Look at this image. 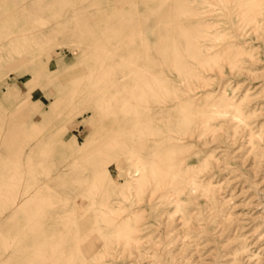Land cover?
Wrapping results in <instances>:
<instances>
[{"label": "rangeland", "instance_id": "374dc122", "mask_svg": "<svg viewBox=\"0 0 264 264\" xmlns=\"http://www.w3.org/2000/svg\"><path fill=\"white\" fill-rule=\"evenodd\" d=\"M180 1L175 25L154 20L166 0H0V264H264V0ZM148 125L160 173L127 182L114 162Z\"/></svg>", "mask_w": 264, "mask_h": 264}, {"label": "bare ground", "instance_id": "6f19581e", "mask_svg": "<svg viewBox=\"0 0 264 264\" xmlns=\"http://www.w3.org/2000/svg\"><path fill=\"white\" fill-rule=\"evenodd\" d=\"M60 1L62 2V0H60ZM74 1H76V0H74ZM151 1H152V0H151ZM159 1H160V0H159ZM164 1H165V0H164ZM183 1H184V0H183ZM187 1H188V0H187ZM71 2H72V1H71ZM130 2H131V1H130ZM184 2H185V1H184ZM193 2H194V1H193ZM202 2H203V0H202ZM69 3H70V2H69ZM72 3H73V2H72ZM133 3H134V2H133ZM139 3H141V2H139ZM139 3H138V4H139ZM147 3H148V2H147ZM194 3H195V2H194ZM199 3H200V2H199ZM204 3H205V2H204ZM58 4H59V2H58ZM58 4H57V5H58ZM75 4H78V3L75 2ZM125 4H126V3H125ZM125 4H124V5H125ZM135 4H136V3H135ZM141 4H142V3H141ZM145 4H146V2H145ZM145 4L143 3L142 5H145ZM181 4H182V3H181L180 0H169V1L166 0V3L164 4V10L161 11V9H160V12H159V13H158V12H155L156 15L154 16V20L165 21V23H166V20H167V21H169L171 24L176 23L175 25H178L177 23H180V22H181L180 18L176 19V17H175V18L173 19V18H170V17H171V16H172V15H173V14H174L179 8H180V5H181ZM188 4H189V3H188ZM192 4H193V3H192ZM195 4H197V3H195ZM200 4H201V3H200ZM200 4H199V5H200ZM36 5H38V4H36ZM73 5H74V4H73ZM73 5H72V7H74V6L76 7V5H74V6H73ZM159 5H160V4H159ZM184 5H185V3H184ZM184 5L182 4V6H184ZM189 5H190V4H189ZM205 5H207V4L205 3ZM117 6H118V5H117ZM125 6H126V5H125ZM132 6L134 7V5H132ZM148 6H149V5L146 4V7H147V8H148ZM190 6H191V5H190ZM53 7H54V6H53ZM66 7H67V6H66ZM123 7H124V6H123ZM127 7H128V4H127ZM192 7H193V6H192ZM192 7H191V8H192ZM251 7H252V6H251ZM47 8H48V7H47ZM56 8H58V7H56ZM69 8H70V6L68 7V9H69ZM110 8H111V7H110ZM131 8H132V7H131ZM61 9H62V8H61ZM64 9H65V8H64ZM64 9H63V12H65ZM70 9H71V8H70ZM70 9H69V10H70ZM118 9H119V8H118ZM197 9H198V7H197ZM203 9H205V8H203ZM248 9H249V8H247V12H248ZM250 9H251V8H250ZM58 10H59V8H58ZM65 10H66V9H65ZM69 10H68V11H69ZM74 10H75V9H74ZM116 10H117V9H116ZM182 10H183V9H182ZM187 10H188V9H186V11H187ZM194 10H195V9H194ZM194 10H193V11H194ZM199 10L201 11L202 8L199 9ZM245 10H246V9H245ZM245 10H244V11H245ZM66 11H67V10H66ZM186 11H184V12H186ZM195 11H196V10H195ZM200 11H198V13H199ZM204 11H206V10H204ZM204 11H203V12H204ZM249 11H254V9L249 10ZM255 12H256V11H255ZM255 12H254V13H255ZM111 13H112V12H111ZM113 13H114V12H113ZM123 13H124V12H123ZM157 13H158V14H157ZM178 13H179V10H178ZM204 13H205V12H204ZM244 13H246V12H243V14H244ZM254 13H253V14H254ZM181 14H182V13H181ZM185 14H189V11H188V13L186 12ZM196 14H197V13H196ZM196 14H195V15H196ZM174 15H175V14H174ZM174 15H173V16H174ZM176 15H178V14H176ZM189 15L191 16V14H189ZM201 15H202V17H203V14H201ZM245 15H247V14H245ZM245 15H244V16H245ZM249 15H251V13H250ZM110 16H111V15H110ZM112 16H113V14H112ZM150 16H152V15H150ZM242 16H243V15H242ZM244 16H243V18H245V17H246V19L248 18L247 16H245V17H244ZM252 16H253V15H252ZM252 16H251V17H252ZM193 17H194V16H193ZM193 17H191V18H193ZM196 17H197V15H196ZM249 17H250V16H249ZM184 18H185V17H184ZM184 18H183L184 21H182L183 23L185 22V19H187V18H185V19H184ZM252 18H253V17H252ZM148 19H149V18H148ZM196 19H197V18H196ZM196 19H194V21H195ZM250 19H251V18H250ZM134 20H135V19H134ZM74 21H75V20H74ZM76 21H77V20H76ZM139 21H140V20H139ZM146 21H147V19H146ZM151 21H152V20H151ZM188 21H189V20H188ZM137 22H138V21H137ZM186 22H187V20H186ZM186 22H185V23H186ZM200 22H201V20H200ZM130 23H131V22H130ZM138 23H139V22H138ZM161 23H162V22H161ZM165 23L162 24L164 27H165ZM192 23H193V22H192ZM195 23H196V22H195ZM201 23H202V22H201ZM206 23H207V21H206ZM99 24H100V23H99ZM99 24H98V25H99ZM126 25H127V24H126ZM126 25H124V26H126ZM159 25H160V23H159ZM162 25H161V26H162ZM186 25H187V23H186ZM197 25H198V24H197ZM163 26H162V27H163ZM190 26H191V25H190ZM126 27H127V26H126ZM131 27H132V25H131ZM162 27L159 26V28H161V29H162ZM166 27H167V26H166ZM175 27H176V26H175ZM188 27H189V26H188ZM195 27H196V26H195ZM205 27H206V26H205ZM107 28H108V27H107ZM109 28H110V27H109ZM137 28H138V27H137ZM189 28H190V27H189ZM200 28H201V27H200ZM133 29H135V24H134ZM175 29H177V28H175ZM135 30H137V29H135ZM160 31H161V30H160ZM133 32H134V31H133ZM141 32H142V31H141ZM158 32H159V31H157V33H158ZM164 32H165V31H163V33H164ZM202 32H203V31H202ZM159 33H160V32H159ZM161 33H162V32H161ZM172 33H173V32H172ZM77 35H78V34H77ZM113 35L116 36V34H113ZM127 35H128V33H127ZM164 35H165V34H164ZM166 35H167V34H166ZM166 35H165V36H166ZM120 36H121V35H120ZM120 36H119V38H120ZM160 36H162V35L160 34ZM160 36L158 35V37H160ZM168 36H169V35H168ZM111 38H112V36H111ZM121 38H123V35L121 36ZM121 38H120V39H121ZM160 38H161V37H160ZM168 38H169V37H168ZM175 38H176V37H175ZM193 38H194V37H193ZM113 39H114V36H113ZM115 39H117V38H115ZM115 39H114V40H115ZM134 40H136V39H134ZM140 40H141V39H140ZM172 40H173V38H172ZM175 40H176V39H175ZM175 40H174V41H175ZM115 41H118L116 44H119V43L121 42L119 39H117V40H115ZM119 41H120V42H119ZM136 41H137V40H136ZM157 41H158V42H157L158 46H159V44H161L160 42H163L162 40H161L160 42H159V40H157ZM165 42H166V41H165ZM121 43H122V42H121ZM140 43H141V42H140ZM142 43H143V42H142ZM179 43H180V42H179ZM179 43H178V44H179ZM133 44H134V43H133ZM136 44H138V43L136 42ZM136 44H134V45H136ZM167 44H168V43H167ZM172 44H174V43H172ZM121 45H124V43H122ZM121 45L119 44V46H120L121 48H124V47H122ZM126 45H127V44H126ZM164 45H166V44H164ZM192 45H193V44H192ZM195 45H196V44H195ZM181 46H182V45H181ZM136 47H137V46H136ZM161 47H163V45H161L159 48L161 49ZM167 47H168V46H167ZM167 47H163V48H164V49H168ZM182 47H184V45H183ZM199 47H200V46H199ZM208 47H209V46H208ZM211 47H212V46H211ZM159 48H158V49H159ZM171 48H172V47H171ZM173 48H175V50L173 49L174 51L172 50L173 53H174V52L176 53L177 48H176L175 46H173ZM178 48H179V47H178ZM203 48H204V46H203ZM183 49H186V48L184 47ZM85 50H86V49H85ZM179 50H180V48H179ZM179 50H178V51H179ZM188 50H189V48H188ZM196 50L199 51V48H197ZM205 50H206V49H205ZM182 51H183V50H182ZM162 52H163V51H162ZM201 52H202V51H201ZM201 52H200V53H201ZM229 52H230V51H229ZM195 53H196V54H199V53H197L196 51H195ZM206 53H207V52H206ZM97 54H99V53H97ZM162 54H163V53H162ZM177 54H178V55H179V54H182V53H181V50H180V53H177ZM177 54H176V55H177ZM202 54H203V53L199 54V56H202ZM208 54H210V53H208ZM99 55H100V54H99ZM178 55H177V56H178ZM192 55H194V54H192ZM107 56H108V55H107ZM158 56H160V55L157 54V57H158ZM196 56H197V55H196ZM182 57L184 58L185 56L182 55ZM202 57H203L202 60H204V56H202ZM207 57H208V55H207ZM207 57H206V58H207ZM158 58H159V57H158ZM194 58H195V57H194ZM112 59H113V58H112ZM160 59H162V57H160L159 60H160ZM163 59H164V58H163ZM163 59H162V61H163ZM174 59L176 60V56H175ZM184 59L186 60V58H184ZM151 60H152V59H151ZM151 60H150V61H151ZM177 60H178V57H177ZM177 60H176V61H177ZM180 60H181V59H180ZM180 60H179V62H180ZM199 60H201V59H199ZM146 61H147V60H146ZM146 61H144V64L146 63ZM168 61H170V60L168 59ZM181 61H182V60H181ZM116 62H117V61H116ZM116 62H115V63H116ZM118 62H119V61H118ZM120 62H121V61H120ZM142 62H143V61H142ZM151 62H153V61H151ZM170 62H171V61H170ZM187 62H188V61H187ZM201 62H202V61H201ZM124 63H125V62H124ZM124 63H122V64H124ZM139 63H141V62H139ZM157 63L159 64L160 61L157 62ZM173 63H175V61H174V62H171V64H173ZM183 63H184V62H183ZM116 64H117V63H116ZM118 64H119V67H120V63H118ZM125 64H126V63H125ZM125 64H124V65H125ZM137 64H138V61H137ZM185 64H186V63H185ZM185 64H184V66H185ZM189 64L191 65V63H189ZM112 65H113V64H112ZM114 65H115V64H114ZM126 65H129V64H126ZM126 65H125L124 67H127ZM142 65H143V64H142ZM160 65H161V64H160ZM173 65H175V64H173ZM129 66H131V65H129ZM169 66L171 67V65H169ZM191 66H193V64H192ZM198 66H199V65H198ZM198 66H196V67L198 68ZM98 67H99V66H98ZM117 67H118V66H117ZM117 67H115V68H116V71H117V69H118ZM124 67H123V65H121V68H120V69H122V68H124ZM166 67H167V66H166V64H165V68H166ZM186 67L190 68V66H188V65H187ZM193 67H195V66H193ZM193 67H191V68H193ZM93 68H94V67H93ZM130 68H131V67H130ZM165 68L163 67V70H162V68H161L160 71H161V70H162L161 72L165 71V70H164ZM172 68H175V67H171V69H172ZM191 68L189 69L190 71L192 70ZM110 69H111V68H110ZM112 69H113V66H112ZM131 69H132V70H131ZM131 69H128V70H129V71H133V69L136 70V69H139V68H138V65H136L134 68H131ZM193 69H194V70H192V71H195V68H193ZM219 69H220V68H219ZM118 70H119V69H118ZM122 70H123V71H122ZM122 70H121V72L119 71V73L117 72V74H116V72H115V73L113 72V74H114V76H113V77H114V80L112 79V78H113V77H112V78H111V81H110L111 84H109V83H108L109 85L107 84L108 86H110V88H112V90H114V89L116 88V91H115L116 93H115V94H112L113 96L111 95V96L108 97V99L106 100L107 105H108L109 103H111V105H112V103H114L112 99H113V97H116V98H117L116 95H117V93L119 92V91H118L119 88H117V86L122 82V80H123V81L125 80L123 77H124L126 74H128V72H125L124 69H122ZM166 70H167V69H166ZM174 70H175V69H174ZM187 70H188V69H186V71H187ZM112 71H113V70H112ZM167 71H168V70H167ZM171 71H172V70H171ZM192 71H191V72H192ZM217 71H218V69H217ZM222 71H223V70H222ZM222 71H220V72H222ZM165 72H166V71H165ZM188 72H189V71H188ZM196 72H197V71H196ZM107 73H108V72H107ZM129 73H130V72H129ZM90 74H91V73H90ZM90 74H89V76H90ZM115 74H116V75H115ZM163 74H164V72H163ZM191 74H192V73H191ZM191 74H190V75H191ZM193 74H194V73H193ZM193 74H192V75H193ZM220 74H221V73H220ZM108 76H109V75H108ZM108 76H107V77H108ZM130 76H131V74H130ZM195 76L197 77V73H196ZM131 77H132V76H131ZM192 77L194 78V76H192ZM196 77H195V78H196ZM94 78H95V77H94ZM128 78H129V77H128ZM166 78H167V77H166ZM166 78H165V79H166ZM190 78H191V76H190ZM91 79H92V78H91ZM132 79H133V78H132ZM132 79L130 78V80H132ZM134 79H135V77H134ZM139 79H140V78H139ZM191 79H192V78H191ZM205 79H206V78H205ZM205 79H204V80H205ZM94 80H95V79H94ZM100 81H101V80H100ZM106 81H107V80H106ZM126 81H127V80H126ZM141 81H142L143 84H144V87H143L144 89L147 87L148 84H151V83L149 82V80H146V81L141 80ZM141 81H140V82H141ZM171 81H172V80H171ZM135 82H136V81L134 80V83H135ZM140 82H139V83H140ZM142 82H141V83H142ZM104 83H107V82H105V79H104ZM113 83H114V84H113ZM126 83H128V81L125 82V84H126ZM141 83H140V84H141ZM90 85H92V84H90ZM101 85H102V83H101ZM105 85H106V84H105ZM107 85H106V88L108 87ZM114 85H115V86L117 85V86H116L115 88H114V87H111V86H114ZM131 85H132V87H133L134 84L131 83ZM190 85H191V87H192V85L194 86V84H190ZM204 85H205V84H204ZM93 86H94V85H93ZM124 86H125V85H124ZM136 86H138V89L141 87V85H140V87H139V85H136ZM98 87H101V89H103V88H102L103 85H102V86L98 85ZM98 87H97V88H98ZM119 87H121V84H120ZM122 87H123V84H122ZM129 87H130V86H129ZM194 87H195V86H194ZM194 87H192V89H194ZM124 88H125V87H124ZM52 89H53V88H52ZM52 89H51V92H52ZM91 89H92V88H91ZM91 89H90V91H92ZM104 89H105V88H104ZM128 89H129V88H128ZM135 89H136V90H135ZM135 89H134V88L132 89L133 92H134L133 94H135L136 92H138V91H137V88H135ZM189 89H190V88H188V90H189ZM94 90L96 91V88H95ZM126 90H127V89H126ZM134 90H135L136 92H135ZM145 90H146V89H145ZM90 91H87V92H88V94H87V95H88V98H89V93H93V92H90ZM97 91H98V89H97ZM122 91L124 92V90H122ZM139 91H141V89H139ZM101 92H102V91L100 90V94H101ZM103 92H105V91H103ZM128 92H129V90H128ZM97 93H99V92H97ZM97 93H96V94H97ZM113 93H114V92H113ZM146 93H147V91H146ZM96 94H95V95H96ZM100 94H98V95H100ZM138 94H139V93H138ZM159 94H160V93H159ZM84 95H85V94H84ZM90 95H91V94H90ZM92 95H93V94H92ZM95 95H94V96H95ZM155 95H156V94H155ZM94 96H92V100H93ZM118 96H119V95H118ZM123 96H125L124 93H123ZM123 96H121V97H123ZM163 96H165V95H163ZM166 96H167V95H166ZM97 97H98V96H97ZM97 97L95 96L94 99H96ZM121 97L119 96V99H121ZM134 97H135V96H134ZM150 97H151V96H150ZM156 97H157V96H156ZM158 97H159V96H158ZM90 98H91V97H90ZM131 98H132V97H130V99H131ZM159 98H160V97H159ZM166 98H167L168 100L170 99L169 97H166ZM166 98H165V99H166ZM130 99H129V100H130ZM151 99H152V98H151ZM156 99H157V98H156ZM162 99L164 100V98H162ZM90 100H91V99H90ZM134 100H135V98H134V99H133V98L131 99L132 102H134ZM158 100H159V99H158ZM158 100H155V102H156V101L159 102ZM111 101H112V102H111ZM151 101H152V100H151ZM153 101H154V100H153ZM153 101H152V102H153ZM169 101H170V100H169ZM174 101H175V100H174ZM92 102H93V101H92ZM101 102H102V101H101ZM118 102H119V101H118ZM148 102H149V101H148ZM148 102H147V103H148ZM242 102H243V101H242ZM242 102H241V104H242ZM102 103H103V102H102ZM150 103H151V102H150ZM159 103H160V102H159ZM159 103H158V104H159ZM166 103L169 104L168 102H166ZM166 103H165V100H164V101H163V104H164L163 106H164V107H165V105H167ZM170 103H171V102H170ZM173 103H174V102H173ZM115 104L118 105L117 103H115ZM46 105H47V104H46ZM113 105H114V104H113ZM113 105H112V108H113ZM119 105H120V104H119ZM119 105H118V107H115V108H117V109L119 108V110H120L121 105H120V107H119ZM140 105H141V104H140ZM140 105H139V106H140ZM151 105H153V104H151ZM154 105H155V104H154ZM178 105H179V104H178ZM136 106H137V105H136ZM167 106H168V105H167ZM167 106H166V107H167ZM90 107H91V106H90ZM109 107H110V105H109ZM155 107H156V106H155ZM169 107H171V106H169ZM169 107H168V108H169ZM110 108H111V107H110ZM151 108H152V107H151ZM156 108H157V107H156ZM168 108H167V109H168ZM171 108H172V107H171ZM179 108H182V107L179 106ZM179 108H178V109H179ZM91 109H92V108H91ZM91 109H90V110H91ZM131 109H132V108H131ZM152 109H153V108H152ZM152 109H151V110H152ZM165 109H166V108H165ZM172 109H173V108H172ZM92 110H93V112L96 113V111H97V110H100V109H95V108H93ZM113 110H114V109H113ZM113 110H111V111H113ZM119 110H118V111H119ZM153 110H157V109H153ZM169 110H171V109H169ZM180 110H181V109H180ZM183 110H184V109L182 108L181 111H183ZM172 111H174V110H172ZM172 111H170L171 114H172ZM181 111H179V113L184 114V113L181 112ZM184 111L186 112V109H185ZM187 111H188V110H187ZM100 112L103 113L102 111H100ZM107 112H108V113H107ZM113 112L116 113V110H114ZM132 112H133V111H132ZM210 112H211V111L208 110L206 113H208L209 115L212 116V113L210 114ZM213 112H214V111H213ZM110 113H111V112H110ZM110 113H109L108 110L106 111V114L109 115ZM118 113H119V112H118ZM106 114H105V116H106ZM111 114H112V113H111ZM121 114H122V113H121ZM129 114H131V113H129ZM187 114H189V113L186 112V113L184 114L185 117H183V116H182V117H183L184 119L186 118L187 121H190V120H191V119H190V116H188ZM96 115H97V114H96ZM98 115H99V114H98ZM98 115H97V116H98ZM114 115H115V114H114ZM119 115H120V114H119ZM131 115H132V114H131ZM166 115H167V114H166ZM196 115H197V114H196ZM99 116H100V115H99ZM105 116L103 115V116H101V117H105ZM115 116H116V115H115ZM121 116H122V115H121ZM121 116H120V117H121ZM129 116H130V115H129ZM138 116H139V115H138ZM148 116H149V115H148ZM151 116H152V115H150V117H151ZM161 116H162V115H161ZM169 116H170V114H169ZM173 116H174V115H173ZM178 116H180V115H178ZM178 116H177V117H178ZM118 117H119V116H117V118H118ZM120 117L118 118V120H119V119L121 120ZM123 117H124V115H123ZM130 117H131V116H130ZM154 117H156V116L154 115ZM165 117H167V116H165ZM171 117H172V116H171ZM175 117H176V116H175ZM177 117H176V118H177ZM180 117H181V116H180ZM194 117H195V116H194ZM194 117H193V118H194ZM126 118H127V117H126ZM126 118H125V119H126ZM191 118H192V116H191ZM104 119H105V118H104ZM123 119H124V118H123ZM128 119H129V118H127L126 120H128ZM132 119H133V123H135V122H134V120H135L134 116H133ZM132 119H131V120H128V122H130V121L132 122ZM146 119L148 120L149 118L147 117ZM152 119H153V118H151V120H152ZM154 119H155V118H154ZM167 119H168V117H167ZM181 119H182V118H181ZM181 119H179L180 122H181ZM120 120H119V122H120ZM147 120H144V121H147ZM169 120H170V119H169ZM169 120H168V121H169ZM171 120H172V122H173V120H174L173 117H172ZM171 120H170V122H171ZM177 120H178V119H177ZM177 120H176V121H177ZM179 120H178V121H179ZM196 120H197V122H199L198 119H196V118H195V121H194V122H196ZM200 120H201V119H200ZM135 121H136V120H135ZM152 121H153V123L157 122L156 119H155V120H152ZM154 121H155V122H154ZM176 121H175V122H176ZM178 121H177V122H178ZM166 122H167V121H166ZM170 122H168V124H169ZM191 122H192V121H191ZM125 123H127V122H125ZM133 123H132V126H135V125H133ZM147 123H148V121L146 122V124H147ZM181 123H183V121H182ZM185 123L187 124V122H185ZM188 123L190 124V122H188ZM192 123H193V122H192ZM192 123H191V124H192ZM139 124H140V123H139ZM148 124H149V123H148ZM166 124H167V123H166ZM173 124H174V123H173ZM186 124H185V126H186ZM195 124H196V123H195ZM125 125H126V124H125ZM161 125H163V124H161ZM196 125H197V124H196ZM163 126H164V125H163ZM163 126H162V127H163ZM179 126H180V125H179ZM182 126H183V125H182ZM187 126H188V125H187ZM190 126H191V125H190ZM142 127H143V126H142ZM142 127L139 128V129H134V128H133V129H131V128L129 129V126H128V127H127V129H128V133H129V131H130V132H131V131H132V132H136V130H138V131H143V128H142ZM160 127H161V126H160ZM174 127H175V124H174ZM191 127H192V126H191ZM196 127H197V126L194 125V128H196ZM199 127H200V125H199ZM206 127H207V126H206ZM145 128H146L145 131H147L148 133L146 132L145 136L142 135V138H141L139 144H137V146H136V145H131L132 143L130 142L131 144H129V145H130L131 147H130V148L128 147L129 149L127 150V152L124 153L123 155H121L122 157L120 158V160L114 162V164H115L116 166H118V168L120 169L119 176H122L123 178H125V179L127 180V182H131V183H134V184H140L141 182H143V181L146 179V177H147L148 174H149V176L151 177V175H154V176H155L154 173H156V174H157V173H158V174L160 173V171L157 172V170H158V169H157V136H155L156 134H158V132L155 134V132H151V130H148V129L150 128L149 125H148L147 127H145ZM155 128L157 129V127H155ZM181 128H182V127H181ZM197 128H198V127H197ZM115 129H116V128H115ZM150 129H151V128H150ZM156 129H155V130H156ZM175 129H177V128L175 127ZM182 129H185V132H186L187 127H186V128H182ZM189 129H190V128H188V130H189ZM192 129H193V128H192ZM192 129L189 130L190 133L192 132V131H191ZM158 130H159V128H158ZM160 130H162V129L160 128ZM195 130H196V129H195ZM124 131H125V130H124ZM162 131H164V130H162ZM179 131H180V129H179ZM181 131H182V130H181ZM189 131H188V132H189ZM182 132H183V134L185 135L184 130H183ZM137 133H138V132H137ZM142 134H143V133H142ZM160 134H161V133H160ZM186 134H187V133H186ZM194 134H195V133H194ZM125 135H126V134H125ZM146 135H147V136H146ZM184 135H183V136H184ZM197 135H198V134H197ZM199 135H200V134H199ZM218 135H219V134H218ZM188 136H189V134H188ZM194 136H195V135H194ZM189 137H190V136H189ZM193 138H194V137H193ZM195 138H197V136H196ZM166 139H169V138H166ZM164 140H165V139H164ZM169 140H172V139H169ZM137 141H139V139H138ZM166 141H167V140H166ZM172 141H173V143H175V142H174V139H173ZM172 141H171V142H172ZM169 142H170V141H169ZM171 142H170L171 149L173 148V150H175V149H174L175 147H172ZM165 143H168V142H165ZM116 145H117V144L113 142V143H111V144H109V145L103 147L104 149H102L101 151L104 153V155H106V154H110V153L115 152V151L117 150V149H115ZM122 145H123V144H122ZM124 145H125V144H124ZM170 145L168 144L169 147H170ZM119 146H120V145H119ZM173 146H174V145H173ZM120 147H121V146H120ZM182 147H183V146H181V148H182ZM185 147H186V146H185ZM117 148H118V145H117ZM123 148H124V147H123ZM143 148H147V149H149V151L152 152V153H151L152 155L150 154V156H148V155H146V154H143V153L141 152V151L143 150ZM178 148H180V147L178 146ZM35 149H36V148H35ZM166 149H168V148H166ZM33 150H34V149H33ZM118 150H119V149H118ZM144 150H145V149H144ZM124 151H126V150H124ZM146 151H147V150H145V152H146ZM176 151H180V150L178 149V150H176ZM183 151H184V150H183ZM183 151H181V152H183ZM186 151H187V150H186ZM186 151H184V153H185ZM189 152H190V151H189ZM164 154H165V153H164ZM164 154H162V155H160V156L163 157ZM166 154H167V153H166ZM169 154H170V153H169ZM169 154H167V155H169ZM171 155H172V154H170V159H172V157H173V155H172V156H171ZM164 157H165V160H167L166 156H164ZM162 159H163V158H162ZM29 160H30V159H29ZM176 160H178V159H176ZM163 161H164V160H163ZM170 161H171V160H170ZM165 162H166V161H165ZM173 162H174V159H173ZM173 162H170V163L172 164ZM176 162H177V161H176ZM178 162H179V160H178ZM178 162H177V163H178ZM182 162H183V160H182ZM182 162H180V163H182ZM41 163H42V162H41ZM166 163H167V162H166ZM166 163H165V164H166ZM170 163H169V157H168V164H170ZM177 163H176V164H177ZM59 164H60V163H59ZM65 164H66V163H65ZM178 164H179V163H178ZM41 165H42V164H41ZM66 165H67V164H66ZM71 165H72V164H71ZM162 165H163V163H162ZM162 165H161V166H162ZM166 165H167V164H166ZM56 166H57V165H56ZM56 166H55V167H56ZM68 166H69V164H68ZM72 166H73V165H72ZM116 166H115V167H116ZM168 166H170V165H168ZM172 166H173V165H172ZM32 167H33V166H32ZM64 167H67V166H64ZM163 167H164V166H163ZM170 167H171V166H170ZM56 168H57V167H56ZM67 168H72V167H67ZM72 169H74V168H72ZM75 169H76V168H75ZM133 169H134V170H133ZM161 169H162V171H164L163 168H161ZM161 169H160V170H161ZM170 169H171V168H170ZM170 169H167V170H170ZM33 170H35V169H33ZM38 170H39V169H38ZM65 170H66V169H65ZM67 170H69V169H67ZM69 171H71V170H69ZM170 171H172V170H170ZM9 172H10V171H9ZM22 172H23V171H22ZM22 172H20V174H21ZM55 172H56V171H55ZM55 172L53 173V168H52V173H53V174H57V173H55ZM61 173H63V171H61ZM66 173H67V172H66ZM66 173H64V174L66 175ZM116 173H117V172H116ZM166 173H168V171H167ZM169 173H170V172H169ZM41 174H42V172H41ZM158 174H157V177H158ZM162 174H165V173L162 172ZM10 175H11V174H10ZM98 175H99V174H98ZM167 175H169V174H167ZM170 175H171V173H170ZM170 175H169V176H170ZM47 176H48V174H47ZM101 176H102V175H101ZM107 176H108V175H107ZM149 176H148V179L150 178ZM160 176H161V175H160ZM172 176H174V175H172ZM172 176H171V177H172ZM50 177H51V176H50ZM171 177H170V179H172ZM182 177H183V176H182ZM44 178H45V176H44ZM56 178H57V177H56ZM63 178H64V177H63ZM95 178H96V177H95ZM178 178H179V176H178ZM148 179H146V180H148ZM150 179H152V178H150ZM160 179L163 180V178H160ZM160 179H159V180H160ZM186 179H187V177H186ZM186 179H185V180H186ZM191 179H192V178H191ZM191 179H190V177H188L187 180L191 181ZM99 180H100V179H99ZM112 180H113V181H116V177H112ZM146 180H145V181H146ZM162 180H160V181H162ZM164 180H165V179H164ZM164 180H163V181H164ZM178 180H179V179H178ZM192 180H193V179H192ZM36 181H37V180H36ZM38 181H39V180H38ZM49 181H51V180H49ZM49 181H48V182H49ZM58 181H60V180H58ZM163 181H162L163 184H164V183H167V182H163ZM172 181H173V180H172ZM189 181H188V183H189ZM48 182H47V183H48ZM93 182H94V181H93ZM117 182H118V181H117ZM127 182H126V183H127ZM169 182H170V180H169ZM176 182H177V180H176L174 183H176ZM57 183H58V182H57ZM74 183H75V182H74ZM184 183H185V181H184ZM192 183H194V181H192ZM192 183H191V184H192ZM34 184H35V183H34ZM37 184H38V183H37ZM37 184H36V185H37ZM44 184H45V183H44ZM48 184H49V183H48ZM93 184H94V183H93ZM95 184H96V183H95ZM157 184H159V183H157ZM169 184H170V183H169ZM178 184H179V183H178ZM66 185H67V184H66ZM68 185H69V184H68ZM71 185H72V184H71ZM91 185H92V184H91ZM91 185L89 184V186H91ZM159 185H160V184H159ZM161 185H162V184H161ZM126 186L128 187V183H127ZM54 187L57 188V186H54ZM74 187H75V186H74ZM76 187H77V186H76ZM76 187H75V188H76ZM157 187H159V186H157ZM52 188H53V187H52ZM56 188H55V189H56ZM58 188H59V187H58ZM60 188H61V187H60ZM65 188H66V186H65ZM65 188H64V189H65ZM69 188H70V186H69ZM71 188H72V186H71ZM71 188H70V189H71ZM128 188H129V187H128ZM41 189H42V188H41ZM55 189H54V191H55ZM66 189H67V188H66ZM72 189H73V188H72ZM158 189H159V188H158ZM27 190H28V189H27ZM30 190H32V189H30ZM38 190H40V188H39ZM38 190H37V192H38ZM45 190H46V189H45ZM49 190H50V187H49V189H47L45 192H47V191H49ZM52 190H53V189H52ZM67 190H68V189H67ZM57 191H59V190H56L55 192H57ZM65 191H66V190H65ZM42 192H44V191L42 190ZM67 192H68V191H67ZM6 194H7V193H6ZM42 194H43V193H42ZM49 194H50V198H52V197L55 198V197L57 196V195L54 196V194H53V193H50V192H49ZM51 194H53L52 197H51ZM61 194H63V193H61ZM43 195H44V194H43ZM58 195H59V194H58ZM164 195H166V194H164ZM2 196H3V195H2ZM7 196H9V195H7ZM24 196H25V195H24ZM36 196H37V195H36ZM60 196H61V195H60ZM15 197H17V196H15ZM33 197H34V195H33ZM46 197H47V196H46ZM57 197H58V196H57ZM3 198H4V197H3ZM12 198H13V197H12ZM43 198H44V197H43ZM16 199H17V198H16ZM33 199H34V198H33ZM3 201H5V200L3 199ZM21 201H22V200H21ZM24 201H25V202L22 203V204H25V205H26L27 202H26L25 199H24ZM10 202H11V201H9L8 203H10ZM12 202H13V201H12ZM13 203L15 204V200H14ZM19 203H20V202H19ZM19 203H18V204H19ZM2 204H3V203H2ZM5 207H6V206H5ZM21 207H23V206H21ZM40 207H41V206H39V208H40ZM35 208H36V207H35ZM10 209H11V208H10ZM5 210L7 211L6 208H5ZM11 210H12V209H11ZM70 210H71V209H70ZM17 211H18V210H15V212H17ZM66 212H70V211L68 210V211H66ZM116 213L119 214V212H117V211H116ZM116 213H115V214H116ZM12 214H13V213H12ZM34 214H35V213H34ZM32 215H33V214H31V217H32ZM8 216H9V215H8ZM8 216H7V217H8ZM14 216H16V215H14ZM14 216H13V217H14ZM68 216H69V215H68ZM70 216H72V215L70 214ZM70 216H69V217H70ZM69 217H68V218H69ZM11 218H12V216H11ZM8 219H9V218H8ZM110 220H112V219H110ZM186 220H187V219H186ZM188 220H189V219H188ZM188 220H187V221H188ZM113 221H114V220H113ZM119 221L121 222V220H119ZM110 222H111V221H110ZM114 222H116V221H114ZM114 222H113V224H114ZM120 222H117V223H119V226H120V224H121V226H122V225H123L122 222L125 223V220H123L121 223H120ZM126 222H127V221H126ZM117 223H115V224H117ZM111 224H112V223H111ZM126 224H127V223H126ZM185 224L187 225L186 222H185ZM127 225H128V224H127ZM129 225H130V224H129ZM134 225H135V224H134ZM188 225H189V222H188ZM193 225H194V224H192V227H193ZM109 226H110V225H109ZM112 226H113V225H112ZM119 226H118V227H119ZM121 226H120V227H121ZM125 226H126V225L124 224L123 227H125ZM190 226H191V225H189V227H190ZM120 227H119V228H120ZM121 229H122V228H121ZM133 229H134V228H133ZM127 230H128V229H127ZM129 230H130V229H129ZM131 230H132V229H131ZM0 231H1V230H0ZM125 231H126V230H125ZM129 232H130V231H129ZM136 232H138L137 229H136ZM136 232L134 231V233H136ZM129 234H130V233H129ZM133 235H136V234H132V236H130L131 238H129V240H126V241L130 242V244L133 243V241H132V240H133V238H132ZM134 237H135V236H134ZM137 238H138V237H137ZM123 239H125V238H123ZM126 239H127V238H126ZM131 239H132V240H131ZM130 240H131L132 242H131ZM134 240H135V239H134ZM137 241H138V240H137ZM137 241L135 240L134 243H136ZM127 244H129V243H127ZM135 245H137V244H135ZM6 246H7V245H6ZM135 247H136V246H135ZM21 248H22V247H21ZM21 248H20L19 250H21ZM17 252H18V250H17ZM17 254H18V253H17ZM137 256H138V254H137ZM137 258L140 259V257H136V259H137ZM34 263H35V262H33V264H34ZM36 263H37V262H36ZM100 263H101V262H100Z\"/></svg>", "mask_w": 264, "mask_h": 264}]
</instances>
